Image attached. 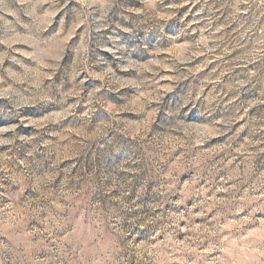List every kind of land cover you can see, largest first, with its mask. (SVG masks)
I'll return each instance as SVG.
<instances>
[{
	"label": "rangeland",
	"instance_id": "rangeland-1",
	"mask_svg": "<svg viewBox=\"0 0 264 264\" xmlns=\"http://www.w3.org/2000/svg\"><path fill=\"white\" fill-rule=\"evenodd\" d=\"M123 5L127 18L109 13V21L97 12L93 29L106 22L111 26L96 32L78 22L76 0H0V168L20 171L28 164L38 177L57 168L76 176L77 161L84 162L79 153L90 158L112 149L107 140L115 112L130 129L128 139L150 127L169 149L167 171L147 186L144 202L150 207L144 211L167 212L175 231L157 229L148 238L167 245L150 264H264V135L255 131L264 125V3L163 0L160 6L175 13L165 29L174 42L158 41L155 30L144 39L150 22L139 17L143 0H123ZM58 36L67 43L63 53ZM189 47L197 55L185 60ZM153 58L155 72L124 69L130 59ZM109 67L114 74L102 80ZM188 70L192 76L175 92L195 87L222 97L213 116L236 121L223 137L206 138L201 126H209L212 117L199 101L191 112L182 110L193 128L176 132L164 119L165 109L175 107L168 104L175 76ZM157 85L167 94L153 115L157 101L142 105L138 97L150 96ZM125 105L134 110L119 111ZM198 111L204 114L197 116ZM185 136L194 148H185ZM157 189L166 203L159 202ZM137 190L144 191L139 185ZM20 191L24 202L14 214L23 220L25 205L39 193L13 184L10 194ZM8 195L4 207L11 205ZM30 223L41 228L36 219ZM148 239L138 237L142 244ZM38 259H44L42 252Z\"/></svg>",
	"mask_w": 264,
	"mask_h": 264
},
{
	"label": "clouds",
	"instance_id": "clouds-1",
	"mask_svg": "<svg viewBox=\"0 0 264 264\" xmlns=\"http://www.w3.org/2000/svg\"><path fill=\"white\" fill-rule=\"evenodd\" d=\"M76 3L77 20L85 26V31L100 32L101 28L107 29L111 26L106 22L93 29V17L97 12L100 17L109 21L111 20L109 13L125 18L128 15L123 0H106L103 6L101 0H76ZM162 3L163 0H143L144 6L139 10V17L144 22H150L144 39L155 30L158 41L174 42L165 29L175 13L162 8L160 6ZM261 3H264V0H261ZM101 7L104 8L102 12ZM115 27L120 28V25L117 23ZM125 30L134 34L133 30ZM57 41L59 51L63 53L64 48L67 47L66 40L58 36ZM186 51L188 56L184 58L185 60L193 59L197 55L191 47ZM175 63L176 61L173 60V66ZM180 63H184V60ZM156 64L157 60L154 58L145 63L130 59L124 69L135 67L142 72H155L157 69L152 66ZM85 70L86 67L81 69V71ZM110 73L114 74V71L109 67L101 79L103 80L104 76ZM190 76H192L191 70L175 76V83L172 85L174 95L168 101L169 105L174 102L175 107L165 109L164 119L171 123L172 130L176 132L193 128V124L185 123L188 116L182 110L188 108L191 112L199 101L200 108L212 117L209 126H201L206 138L223 137L227 131H230L229 126L236 121L235 118L213 116L222 97L211 92L205 95L195 87L184 94H181L183 90L175 92L180 82L188 80ZM153 82L155 83L154 76ZM127 84L138 91L142 90L141 84L136 80H129ZM127 84H121V87ZM166 94L160 92L157 85L150 96L138 97V100L142 105H147L149 100L157 101L156 108L153 109L154 115L160 111ZM133 110L130 105L119 109L121 112ZM203 114L198 111L196 115ZM148 123H154V119H150ZM108 130L113 132V136L107 140V144L113 146L112 149L90 158L86 154L79 153L84 155V162L81 164L77 161L80 167L76 176L67 172L62 174L57 168L38 177L28 164H25L20 171L13 170L15 166L0 168V189H2L0 191V264H150L167 247L166 244L152 243L148 238L157 229L161 232L169 230L174 232L173 225L169 223L173 218L165 211L159 214L154 211L145 213L144 209L150 206L144 202V195L149 183L167 171L165 153L169 149L159 132L153 131L150 127L134 140L128 139L131 134L130 129L115 112L110 118ZM149 131H152L151 136L148 135ZM255 131L264 135V125H260ZM3 143L11 144L14 141L5 140ZM80 143L83 144L84 141ZM177 143L180 141L178 140ZM183 143L186 149L195 147L190 136H185ZM149 148L151 151L148 150ZM121 151L123 156H119ZM260 151H264V148ZM58 176L61 177L60 182H57ZM5 181L8 183L5 184ZM13 184L19 185L22 190L34 188L39 193L25 205L23 220L18 219L14 214L24 202L21 199L23 192L11 195ZM138 185L144 189L143 192L137 190ZM65 188H70L72 191L66 192ZM156 191L160 193L159 202L166 203V195L160 189ZM6 193L9 194L7 198L11 201L8 207H4L3 204ZM33 219L37 220L43 230L32 226L30 221ZM140 228L145 231L138 232ZM65 236L66 238H62ZM138 237L148 239V243H140ZM41 252L44 254L42 260L38 259Z\"/></svg>",
	"mask_w": 264,
	"mask_h": 264
}]
</instances>
